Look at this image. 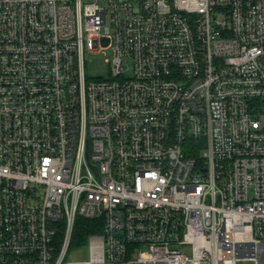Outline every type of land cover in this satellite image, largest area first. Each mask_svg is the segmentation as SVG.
Listing matches in <instances>:
<instances>
[{"label":"built area","instance_id":"obj_1","mask_svg":"<svg viewBox=\"0 0 264 264\" xmlns=\"http://www.w3.org/2000/svg\"><path fill=\"white\" fill-rule=\"evenodd\" d=\"M0 264H264V0H0Z\"/></svg>","mask_w":264,"mask_h":264},{"label":"rangeland","instance_id":"obj_2","mask_svg":"<svg viewBox=\"0 0 264 264\" xmlns=\"http://www.w3.org/2000/svg\"><path fill=\"white\" fill-rule=\"evenodd\" d=\"M97 46L96 54H86V75L89 78H107L108 76V61L112 57V51L109 41ZM127 73V72H126ZM89 257L88 247L84 246L80 249L71 248L67 257L69 262H84Z\"/></svg>","mask_w":264,"mask_h":264},{"label":"trees","instance_id":"obj_3","mask_svg":"<svg viewBox=\"0 0 264 264\" xmlns=\"http://www.w3.org/2000/svg\"><path fill=\"white\" fill-rule=\"evenodd\" d=\"M101 220L77 218L71 248L84 246L88 237L101 233Z\"/></svg>","mask_w":264,"mask_h":264}]
</instances>
